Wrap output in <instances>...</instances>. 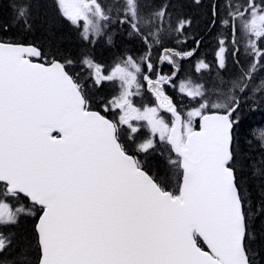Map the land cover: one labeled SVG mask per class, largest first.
Listing matches in <instances>:
<instances>
[{
    "label": "snow or ice",
    "instance_id": "6c2138e0",
    "mask_svg": "<svg viewBox=\"0 0 264 264\" xmlns=\"http://www.w3.org/2000/svg\"><path fill=\"white\" fill-rule=\"evenodd\" d=\"M52 4L78 52L16 38L34 0L0 17V264H264V131L246 143L264 0H209L211 63L172 0ZM101 40L119 53L107 72L89 51Z\"/></svg>",
    "mask_w": 264,
    "mask_h": 264
},
{
    "label": "trees",
    "instance_id": "16d2710c",
    "mask_svg": "<svg viewBox=\"0 0 264 264\" xmlns=\"http://www.w3.org/2000/svg\"><path fill=\"white\" fill-rule=\"evenodd\" d=\"M173 6L177 12H182L193 19V25L191 34L189 36V47L195 48L192 43L193 36H199L200 33H204L205 37H201L203 44L198 50V55L201 59H206L209 63L213 60L215 41L212 37L207 36L205 29V21L207 20V5L209 0H202L204 7L198 8L192 4V0H172ZM10 0H0V17L6 18L9 15ZM13 34L17 39H27L30 43H35L38 46L43 47L46 51L52 48H58L60 50H68L70 52H78L80 40L76 31L64 23L60 16L53 8L52 0H34V12H33V30L26 35L21 33V30L14 29ZM89 51L95 57V59L102 64L105 68L109 67L112 63L113 57L118 55L116 48H109L108 45L101 40L96 44L95 48H90ZM193 63L185 62L183 65L184 74L199 75L194 72ZM77 72H80V66H76ZM166 70V69H164ZM234 74V69L230 65V73ZM81 75L83 73L81 72ZM213 79H215V72H213ZM114 86H101L99 88H93L89 83V89L91 95H93L97 101L114 94ZM101 110V109H97ZM246 124L251 125V128H247L248 140L254 142L255 136L261 131H264V109H256L254 113H248ZM160 158V154L154 153L153 157H149L151 161V167L155 171L157 160ZM168 188L170 191L176 190V182L174 179L169 181ZM32 225L24 223L20 226L19 231L31 232Z\"/></svg>",
    "mask_w": 264,
    "mask_h": 264
},
{
    "label": "flooded vegetation",
    "instance_id": "af4514ba",
    "mask_svg": "<svg viewBox=\"0 0 264 264\" xmlns=\"http://www.w3.org/2000/svg\"><path fill=\"white\" fill-rule=\"evenodd\" d=\"M164 69H166V70H164ZM164 69H163L164 72H167V71L169 70L168 67H165ZM34 222H35V221H34L33 219L30 218V219H27V220L23 221L22 224L24 223V225H25L26 223H29V224L32 225L31 227H33ZM22 224H21V225H22Z\"/></svg>",
    "mask_w": 264,
    "mask_h": 264
},
{
    "label": "rangeland",
    "instance_id": "374dc122",
    "mask_svg": "<svg viewBox=\"0 0 264 264\" xmlns=\"http://www.w3.org/2000/svg\"><path fill=\"white\" fill-rule=\"evenodd\" d=\"M104 71L107 72V71H108V67L104 68ZM113 90H114V94H116L117 89L114 88ZM114 94H113V95H114Z\"/></svg>",
    "mask_w": 264,
    "mask_h": 264
}]
</instances>
